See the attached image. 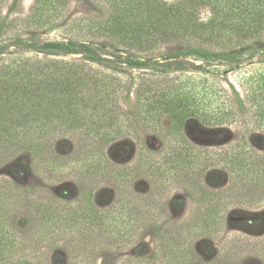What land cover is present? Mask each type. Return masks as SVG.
Masks as SVG:
<instances>
[{
  "label": "trees",
  "instance_id": "obj_1",
  "mask_svg": "<svg viewBox=\"0 0 264 264\" xmlns=\"http://www.w3.org/2000/svg\"><path fill=\"white\" fill-rule=\"evenodd\" d=\"M67 1L37 0L33 15L23 24L25 31L46 27L50 22L43 19L45 14L57 15ZM119 1L110 4L106 25L89 21L82 26L91 37L98 34L112 42L110 48L95 42L42 41L37 34L27 37L16 33L3 41L18 26L7 20L0 22V166L19 154H28L38 173L54 172L59 178L73 180L81 201L75 208L63 200L65 197L38 196L34 187L5 182L0 187V264H50L31 256L32 246L38 244L66 253L63 264H94L102 255L122 253L132 245L144 222L137 201L134 199L130 207L122 198L108 209H99L94 203V192L102 179L112 172L118 178L126 177L125 172L111 168L106 147L132 135L134 120L157 124L168 117L180 127L197 116L187 105L193 94L186 87L155 89L154 84L142 79L122 80L116 75L157 67L165 73L181 72L191 66L202 67L196 66L197 61L211 65L225 59H246L207 53L203 45H218L224 40L219 35L205 37V32L235 33L239 43L264 41V0H184L188 8L182 6L179 11L160 0ZM206 5H211V18L204 23L199 14ZM175 21L178 28L198 35L195 44L185 47L190 54L143 57L128 53L156 52L177 40ZM246 52L247 59L258 55L252 46ZM69 56H80L82 61L60 59ZM96 65L111 68V74L96 71ZM126 91L135 98L131 115L120 103ZM64 135L75 142L74 154L54 158L52 142ZM222 162L236 177V196L242 195L249 189L247 179L256 166V153L248 147L210 154L181 137L160 162L140 154L138 171L149 173L156 181H175L195 189L196 210L181 227L158 225L157 220L149 218L157 230L154 250H138L118 257L112 264H220L208 240L222 232L228 200L235 192L231 187L217 192L206 190L200 178ZM89 248L92 252L86 251ZM86 254L89 258H82Z\"/></svg>",
  "mask_w": 264,
  "mask_h": 264
},
{
  "label": "rangeland",
  "instance_id": "obj_2",
  "mask_svg": "<svg viewBox=\"0 0 264 264\" xmlns=\"http://www.w3.org/2000/svg\"><path fill=\"white\" fill-rule=\"evenodd\" d=\"M36 1L1 0L0 22L7 20L12 26H18H16L17 31L10 33L9 37L7 35V38L6 36L2 38L3 41L19 33L27 37L37 34L42 41L95 42L107 48L113 45L98 34L94 33L95 36L91 37L88 29H83L82 26L89 21L100 22L101 26L106 25L110 18V4L114 0H68L57 15L45 14L43 19L50 22L46 27L28 28L25 31L26 27L23 24L33 15ZM160 1L172 5L177 11L181 10L182 6L188 8V5H184V0ZM115 3L121 2L115 0ZM210 8L211 5H206L199 14L204 23L211 18ZM175 24L173 33L178 37L177 40L161 46L156 52L128 53L143 57L190 54L186 52L185 47L188 44H195L194 37L198 35L183 31V27L178 28L176 21ZM202 35L205 37L219 35L224 40L218 45L204 43L203 48L207 49V53L226 57L244 56L243 58L246 59L240 62L225 59L211 65L197 61L196 66L202 65V67L191 66L181 72L165 73L162 72V67H157L155 70L116 75L122 80L132 77L141 82L142 79L144 83L154 84L155 89L168 85L176 89L186 87L187 91L193 94L187 105L197 117L184 121L180 127H175L168 117H163L157 124L134 120L135 128L131 130L132 135H126L106 147L111 168L125 172L126 177L118 178L112 172L102 179L94 192L95 205L99 209H108L119 199L124 198L132 207L131 203L135 199L139 211L143 212L144 222L141 225L140 236L135 238L132 245L126 246L122 253L102 255L94 264H112L118 257L133 255L138 250L151 253L155 248L157 230L149 218L157 220L158 225L171 223L176 224L173 227H181L196 210L195 189L182 187L175 181H156L148 176L149 173L137 170L140 154H148L160 162L164 154L178 144L181 137L186 138L198 150L208 151L210 154L226 152L236 149L237 146L241 149L248 147L256 153V166L247 179L249 189L243 191L240 196H236V177L229 173L226 163L222 162L210 167L200 180L206 190L217 192L231 187L235 192L228 200L222 232L219 236L208 240L210 248L215 252L213 256H216L217 262L264 264V41L254 42L258 39H253L239 43L235 33L226 32L220 34L205 32ZM229 37L231 41L227 42ZM249 46L258 51V55L251 59H247L249 52L246 50ZM26 55L44 58L43 55L36 53ZM60 59L82 61L80 56ZM189 60L194 61V58ZM107 68L99 65L94 67L98 72L111 74L109 70L111 68ZM120 103L131 115L135 104L134 95L130 91L124 92L120 96ZM52 145V156L61 159H65V156L72 157L76 146L73 139L66 135L56 137ZM240 180L246 182V178ZM5 182L34 187L33 192L38 196L65 197L63 200L75 208L81 203L73 180L59 178L54 172L38 173L28 154H19L0 166V187ZM46 246L39 244L32 246L31 256L35 257V261L50 262V264H63L66 261V253L58 250V247L49 249ZM80 249L76 248V251H82ZM86 251L92 252L90 248ZM82 258L88 259L89 255L86 254ZM95 259L92 257V260Z\"/></svg>",
  "mask_w": 264,
  "mask_h": 264
}]
</instances>
